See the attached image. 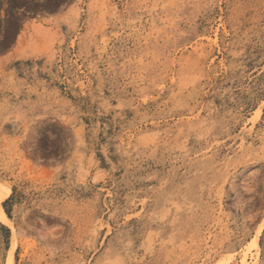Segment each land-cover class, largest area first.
<instances>
[{
  "label": "rangeland",
  "instance_id": "1",
  "mask_svg": "<svg viewBox=\"0 0 264 264\" xmlns=\"http://www.w3.org/2000/svg\"><path fill=\"white\" fill-rule=\"evenodd\" d=\"M0 186V264H264V0H0Z\"/></svg>",
  "mask_w": 264,
  "mask_h": 264
},
{
  "label": "bare ground",
  "instance_id": "2",
  "mask_svg": "<svg viewBox=\"0 0 264 264\" xmlns=\"http://www.w3.org/2000/svg\"><path fill=\"white\" fill-rule=\"evenodd\" d=\"M1 187H2V186H0V191H2V190H1ZM5 192H6V191H5ZM0 194H3V192H0ZM0 215H1V219H2V221H3L4 223H10L8 216H7V214L5 213V210L3 209L2 205H1V200H0ZM12 261H13V250H12L11 253H10V264H12Z\"/></svg>",
  "mask_w": 264,
  "mask_h": 264
}]
</instances>
